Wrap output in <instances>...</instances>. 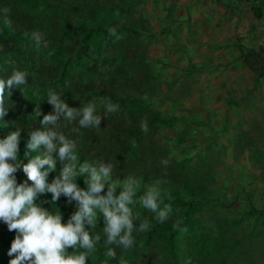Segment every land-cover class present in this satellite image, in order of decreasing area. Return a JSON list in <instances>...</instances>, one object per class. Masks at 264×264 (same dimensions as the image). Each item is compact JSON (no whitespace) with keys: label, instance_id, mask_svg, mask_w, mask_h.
I'll return each mask as SVG.
<instances>
[{"label":"rangeland","instance_id":"1","mask_svg":"<svg viewBox=\"0 0 264 264\" xmlns=\"http://www.w3.org/2000/svg\"><path fill=\"white\" fill-rule=\"evenodd\" d=\"M177 1L46 0L45 7L37 0H0V9L11 10L14 29L0 19L9 33L0 32V76L13 69L30 73L27 86L12 90L7 105L13 107L0 122L41 128L43 116L53 114L49 88L73 108L95 99L102 120L100 128L80 130L81 162L115 159L113 180L132 173L148 184L162 178L172 197L174 211L164 230L135 233L134 247L127 255L117 248L115 260L98 245L86 264H120L121 255L127 264H264V34L225 37V51L217 53L192 31ZM82 24H98L102 31L88 37L75 59ZM34 30L44 34L47 48L37 49L25 37ZM108 98L120 108L103 118ZM74 126L62 123L59 130L69 135ZM169 157L165 168L161 161ZM15 175L18 184L27 179L22 169ZM38 199L49 211L60 210L62 223L77 210L64 195L54 205L51 193ZM133 210L154 215L138 204ZM104 226L102 213L94 227L85 224L91 236L102 238ZM171 233L172 259L166 246ZM15 236L0 221V264L14 258L8 251Z\"/></svg>","mask_w":264,"mask_h":264},{"label":"clouds","instance_id":"2","mask_svg":"<svg viewBox=\"0 0 264 264\" xmlns=\"http://www.w3.org/2000/svg\"><path fill=\"white\" fill-rule=\"evenodd\" d=\"M10 11L8 7L0 9V19L5 28L13 29ZM109 32L116 35L112 29ZM24 35L37 49L48 47L41 31L25 32ZM120 38L116 36L117 40ZM29 76L26 69H13L10 75L0 76V121L13 107V104L7 105L12 90L27 86ZM61 96L62 93L51 88L47 90V101L53 106V114L44 115L40 121L41 128L29 133L30 139L22 159L18 146L20 128L0 138V221L7 224L9 231L16 232L8 251V255L14 257L9 264H86L90 257L100 251L98 245L101 244L102 255L108 260H115L117 248L130 250L134 247L135 233L150 230L151 220L166 222L174 211L170 193L162 188L166 180L157 178L145 185L141 192V179L134 173L125 176L123 181L112 179L118 171L115 159L80 162L77 155L79 137L83 135L80 130L100 128L101 112L95 99L83 107L73 108ZM102 105L103 118L118 112L120 108L110 98L105 99ZM34 113L36 117L41 115L39 107L34 109ZM61 117L64 127L76 125L70 129L69 135L59 130L62 123H58V120ZM141 130L144 133L149 131L146 121L141 122ZM72 134H77L76 138H71ZM41 146L43 150L38 155H31ZM54 154L66 163L49 183L50 173L56 170ZM170 159L161 161L165 168ZM19 169L23 170L27 179L18 184L15 173ZM85 173L88 174L84 179L86 188H81L77 179ZM105 189L106 194H102ZM45 193H51L53 205L61 195L68 198V203L75 202L77 210L67 223H62L60 210L49 211L36 202L39 195ZM165 200L169 202L165 203ZM137 204L154 214L151 219L141 217L139 212L133 210ZM98 213H102L104 218L103 238L101 234L91 236L85 228V224L95 226ZM174 227H179V221ZM69 248L75 251L70 253ZM104 264H108V261L105 260ZM120 264H127L123 255L120 256Z\"/></svg>","mask_w":264,"mask_h":264},{"label":"crops","instance_id":"3","mask_svg":"<svg viewBox=\"0 0 264 264\" xmlns=\"http://www.w3.org/2000/svg\"><path fill=\"white\" fill-rule=\"evenodd\" d=\"M177 3L187 10L184 19L191 23L194 33L204 38L203 45L216 48L217 53H224L225 37L234 41L237 37L264 34V0H180ZM247 29L251 30L249 34L244 33Z\"/></svg>","mask_w":264,"mask_h":264},{"label":"trees","instance_id":"4","mask_svg":"<svg viewBox=\"0 0 264 264\" xmlns=\"http://www.w3.org/2000/svg\"><path fill=\"white\" fill-rule=\"evenodd\" d=\"M38 3H40V5L42 6H45V7H48V4L46 2V0H37ZM50 7V6H49ZM256 17H259V14L254 11ZM78 29L79 31L81 32V38L79 40H77L75 42V46H76V49H75V59H77L80 54H81V50L83 49L84 47V44L86 42V40L88 39V37L93 34V33H96L98 31H100V26L97 24L96 26H94L93 28L92 27H87L85 26L84 24L78 26ZM102 31V30H101ZM0 32L3 33V34H8L9 33L7 32V30L5 28H3L1 25H0ZM11 36H15L17 37V34H11ZM263 53H264V49L262 50ZM30 116H29V119L32 118L33 116V110L29 113ZM17 129L14 128V126L12 125H6V124H2L0 122V138H5L8 134L16 131ZM33 131V130H21L20 129V137H19V156H20V159L23 158V155H24V152L26 150V144L28 142V140L30 139V135L29 133ZM43 150V146H41V149L36 151V152H32L31 155H38L40 153V151ZM77 155H78V158H80V155H79V151L77 150ZM56 160V158H54ZM26 162V161H25ZM81 162V160H80ZM64 163L66 162H60L58 160H56V170L55 172L53 173H50L49 177L48 178H51L53 179L56 175H58L60 173V171L62 170L63 166H64ZM82 163V162H81ZM88 176L87 173L81 175L80 177H78L77 179V183L80 187H83V188H86V185L84 184V179ZM148 182H146L145 180L141 179V192L143 191V187L145 185H147ZM186 186L184 184H180V189H185ZM119 192V189L117 190ZM178 202L182 203L181 202V199L180 198H177ZM40 200V199H38ZM168 202V200H165ZM166 228V224L164 223H158L156 222L155 220H152L151 221V228L150 229H157V230H164ZM172 233L169 234L166 238V246H167V252H168V255L170 257V259H172L174 257V254H173V245H172ZM129 252V250H127L125 252V255H127Z\"/></svg>","mask_w":264,"mask_h":264}]
</instances>
